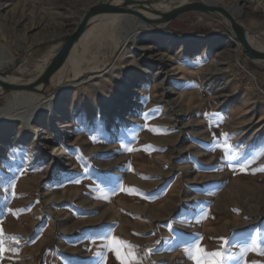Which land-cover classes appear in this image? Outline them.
I'll return each instance as SVG.
<instances>
[{"label": "rangeland", "instance_id": "1", "mask_svg": "<svg viewBox=\"0 0 264 264\" xmlns=\"http://www.w3.org/2000/svg\"><path fill=\"white\" fill-rule=\"evenodd\" d=\"M102 2L0 0V73L34 78ZM216 6L264 47V0ZM225 22L184 13L139 34L146 52L122 38L34 117L39 143L0 96V264H264V66ZM92 34L86 60L113 49Z\"/></svg>", "mask_w": 264, "mask_h": 264}, {"label": "bare ground", "instance_id": "2", "mask_svg": "<svg viewBox=\"0 0 264 264\" xmlns=\"http://www.w3.org/2000/svg\"><path fill=\"white\" fill-rule=\"evenodd\" d=\"M126 0H104V2H110L113 6H123ZM159 1V0H158ZM161 1V0H160ZM193 1L200 0H191V1H180L176 5L168 7H163L160 3H152V2H144V1H136L141 2V4H132L128 5L127 8L136 11L140 16L147 20H159L163 14L168 13L169 11L187 4ZM219 0H205L204 3L217 5ZM203 2V1H202ZM126 16V17H123ZM81 20V18H80ZM79 20V21H80ZM225 26L228 27L227 23ZM167 24H158V25H149L143 21H141L137 16L134 15H126L120 13H111V14H101L90 20L86 29L80 36L77 43L72 47L70 53L68 54L65 62L62 66L50 77L49 82L46 85H40L37 87L36 92H26V91H11V93L7 96V99L10 104V112L11 114L8 116L7 121L10 120H20L25 126L29 128L33 132V138L36 143H39L40 139V131L36 126L32 125V120L38 114L42 112V108L48 106L55 101L56 98L61 97L68 92L74 90L79 84L75 82L77 79L86 76V80L84 83H88L89 81L97 78L95 74L103 73L106 67L110 66L115 62L116 56L115 54L120 50V40L125 38L126 41H131L132 46L135 50H139L141 52H146L150 49V47H142L141 39L139 34H157L161 36L173 37L170 32H167ZM92 33H95L94 37L91 39L94 42V47L102 46V44L109 39L111 43L112 51L108 54L103 55L102 57L90 58L86 60L83 58L87 56V53L84 51H80V45L87 39V37ZM230 33V32H229ZM175 38V37H174ZM246 38L248 43L252 48L258 50L260 52H264V47L261 44H258L253 35L251 36L246 32ZM89 41V40H88ZM109 41V42H110ZM237 50L241 49V45L239 42L234 41ZM84 44V43H83ZM82 44V45H83ZM106 46V45H105ZM107 47V46H106ZM100 49V48H99ZM124 49V48H123ZM87 50V49H86ZM109 52V51H108ZM95 54V53H94ZM88 57V56H87ZM93 57V56H92ZM51 61V59H50ZM6 58L3 53L0 54V65H6ZM50 63V62H49ZM43 65L37 70L34 78L31 79H22L18 76V71L15 70L12 73H8V75L0 78L5 83L13 84V85H27L33 83L46 69L48 66ZM255 64L264 66V60L254 61ZM20 71V70H19ZM22 72V71H21ZM12 74H15V77H11ZM103 75V74H102ZM26 76V75H25ZM87 92L90 93L93 102H95V94L94 89H91L90 86H84ZM181 87H177L176 90H180ZM8 92H3V89L0 87V96L4 95ZM102 93V89H101ZM43 123L40 122L39 125ZM68 126H64L66 128ZM61 129V128H60ZM57 128L55 131H59ZM64 131H59V134H62ZM57 153V152H56ZM55 153V154H56ZM59 162V161H58ZM57 162V163H58ZM60 163H63L62 160ZM56 164V163H55ZM57 165L53 166L52 172L53 174L58 173ZM220 188L210 189L208 194L214 195L219 192Z\"/></svg>", "mask_w": 264, "mask_h": 264}, {"label": "water", "instance_id": "3", "mask_svg": "<svg viewBox=\"0 0 264 264\" xmlns=\"http://www.w3.org/2000/svg\"><path fill=\"white\" fill-rule=\"evenodd\" d=\"M141 4V2H136V0H126L123 6H113L110 2L97 3L88 8L78 23L75 30L66 38V40L61 45L58 52L51 59L50 63L42 74L31 84L27 85H13L5 83L0 80V87L3 89V92L11 91H26V92H36L37 87L40 85H46L49 82L50 77L62 66L65 62L68 54L72 47L77 43L80 36L86 29L90 20L101 14H111V13H120L126 15L137 16L141 21L149 25H158V24H169L178 16L188 13V12H197L203 15L211 16L213 18H221L223 21H226L228 27L231 30V33L235 40L240 43L245 53L246 58L252 62L257 60H264V52L255 50L250 46L246 38V31L242 25H240L234 17H232L227 10L220 6L206 4L201 1H193L173 10L169 11L162 15L159 20H147L140 16L136 11L127 8L128 5L132 4ZM8 75V73H0V78Z\"/></svg>", "mask_w": 264, "mask_h": 264}, {"label": "snow or ice", "instance_id": "4", "mask_svg": "<svg viewBox=\"0 0 264 264\" xmlns=\"http://www.w3.org/2000/svg\"><path fill=\"white\" fill-rule=\"evenodd\" d=\"M241 170H243V169H241ZM77 183H79V181H76ZM113 240L115 241V238H113ZM115 243L116 244H118V245H122L124 242L123 241H115ZM0 250H2V249H0ZM113 251H117V249H113ZM197 251H200V249L199 248H197ZM212 255H214V256H219L220 255V253H213ZM117 259L119 260L120 259V256H119V253L117 252ZM197 264H200V261H197Z\"/></svg>", "mask_w": 264, "mask_h": 264}, {"label": "built area", "instance_id": "5", "mask_svg": "<svg viewBox=\"0 0 264 264\" xmlns=\"http://www.w3.org/2000/svg\"><path fill=\"white\" fill-rule=\"evenodd\" d=\"M252 2H255V0H251Z\"/></svg>", "mask_w": 264, "mask_h": 264}]
</instances>
